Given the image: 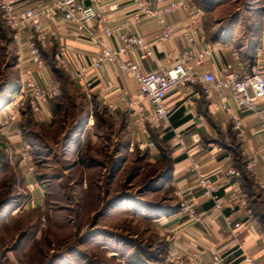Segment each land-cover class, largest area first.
Wrapping results in <instances>:
<instances>
[{
    "label": "rangeland",
    "instance_id": "1",
    "mask_svg": "<svg viewBox=\"0 0 264 264\" xmlns=\"http://www.w3.org/2000/svg\"><path fill=\"white\" fill-rule=\"evenodd\" d=\"M192 2L208 44L252 56L264 0ZM11 39L0 19V264L151 263L154 222L176 205L163 166L51 59L58 110L39 121Z\"/></svg>",
    "mask_w": 264,
    "mask_h": 264
},
{
    "label": "crops",
    "instance_id": "2",
    "mask_svg": "<svg viewBox=\"0 0 264 264\" xmlns=\"http://www.w3.org/2000/svg\"><path fill=\"white\" fill-rule=\"evenodd\" d=\"M16 1L19 5L26 6L31 4L32 0ZM80 1L90 5L88 0ZM99 8L107 17L109 25L122 23L132 9L127 0H106ZM261 15V23L256 28L258 38L253 45L252 56L240 54V61L246 72H249L251 63L253 64L257 57L264 60V13ZM186 17L187 15L178 10L166 18L167 22L174 26L176 34L172 40L160 44L157 43L161 34L160 27L155 21L146 20L137 28V32L152 44V56L147 60H140L137 51L125 58V61L137 60L145 72L174 66L186 49L182 37ZM60 21L59 18L49 21L50 28L53 31L58 30L62 24ZM201 31L204 43L199 39L197 41H200L199 47L202 49L204 44H207V39L203 27ZM8 32L12 37V32ZM11 41L17 60L16 66L20 68L18 59L25 58L26 52H22L13 39ZM233 42L234 39L228 43L213 40L212 55L203 66L195 68L196 72L219 75L232 53L236 52ZM106 44L110 48L116 45L115 40H109ZM59 47L68 51L70 66L57 65L55 56ZM38 48L46 62L43 82L55 79L48 59H52L73 81L74 72L85 69L86 75L94 77L95 82L91 90L83 89L85 95L93 97L98 105L103 104L113 120L118 119V123L127 125L128 115L120 98V90L108 89L107 85L109 81L118 82L128 97L132 98L138 91L135 80L123 75L116 65L95 70L90 66V60L96 57V52L85 42L51 39ZM27 66L32 67V64L28 63ZM213 100L214 98L203 94L198 83L187 84L167 96L165 105L170 114L159 127L133 126L132 132L125 127L137 142L138 149L150 156V160L163 166L160 178L167 180L170 186L168 193L176 204L174 209L169 210L168 207L165 217H160L154 222L159 229L150 252L153 261H147L145 264H190L194 253L200 255V262L203 263H209L212 258L219 257L222 259L221 264H244V256L248 255L255 259L256 264H264V211L258 202L261 195L259 185L264 181V131L251 114L240 112L243 121V130L240 133L224 112L212 106ZM53 101L40 103L37 110H31L32 114L41 122H49L58 110L52 104ZM89 117L91 119V115ZM252 152L259 160L254 174L245 170L247 158ZM191 158L200 161L206 176L222 186L219 190L222 212L214 213L212 203H203L198 209L202 216L200 223L180 215L176 208L179 202L178 192L190 191L194 198L199 196L189 171ZM231 170L237 172L240 177H228L227 172ZM229 222L241 226L230 231L226 229Z\"/></svg>",
    "mask_w": 264,
    "mask_h": 264
},
{
    "label": "built area",
    "instance_id": "3",
    "mask_svg": "<svg viewBox=\"0 0 264 264\" xmlns=\"http://www.w3.org/2000/svg\"><path fill=\"white\" fill-rule=\"evenodd\" d=\"M88 1L90 5H85L80 0H32L31 4L21 6L16 0H0L1 20L12 32V39L20 50L26 52L25 58L18 59L24 83L19 97H29L34 111L40 103L51 101L59 95V88L54 79L43 82L46 62L38 47L51 39L68 40L85 42L95 50L96 57L90 60V66L95 70L116 65L123 75L137 82L138 91L132 98L128 97L118 82L109 81L107 85L108 89L120 90V98L129 118L128 129L139 125L159 127L170 114L165 105L167 96L187 84L198 83L206 97L214 98L212 106L224 112L240 133L243 130L240 112L251 114L264 131V60L257 57L253 64L251 63L249 72H246L238 53L233 52L219 75L197 73L195 68L203 66L209 59L213 45L207 43L204 48L199 47L200 41L204 43L201 31L203 15L194 7L192 0H127L132 9L128 17L117 25H109L107 17L99 8L106 0ZM178 10L187 15L182 30L186 49L174 66L145 72L137 60L125 61V58L137 51L140 60H147L152 56V44L137 32V28L146 20L155 21L160 27L158 44L172 40L176 31L166 18ZM56 18H59L62 24L58 30L53 31L48 22ZM109 40H115L114 48L106 44ZM55 61L60 67L70 66L68 51L64 47H59ZM28 63H31L32 67L27 66ZM74 80L86 90H91L95 83L94 77H88L85 69L74 72ZM10 120L13 121L14 118ZM179 143L182 144V141L179 140ZM28 148L27 146L26 149ZM247 160L245 170L254 174L259 163L256 154L252 152ZM189 161V171L199 196L194 198L190 191L178 192V211L180 215L200 223L202 216L198 209L201 204L212 203L214 213L222 212L219 196L222 186L206 176L200 161L195 158ZM227 176L240 177L234 170L227 172ZM259 189L264 203V181L259 185ZM226 226V229L231 231L241 225L229 222ZM199 258L200 255L194 253L190 264L222 263L219 257L212 258L209 263L200 262ZM243 262L256 264L255 259L248 255L244 256Z\"/></svg>",
    "mask_w": 264,
    "mask_h": 264
},
{
    "label": "trees",
    "instance_id": "4",
    "mask_svg": "<svg viewBox=\"0 0 264 264\" xmlns=\"http://www.w3.org/2000/svg\"><path fill=\"white\" fill-rule=\"evenodd\" d=\"M0 19H1V17H0ZM2 21V20H1ZM3 23V22H2ZM51 61H52V59H51ZM52 63H53V61H52ZM50 64V63H49ZM148 258H150V256L148 257ZM139 264H145V263H143V262H141V263H139Z\"/></svg>",
    "mask_w": 264,
    "mask_h": 264
}]
</instances>
